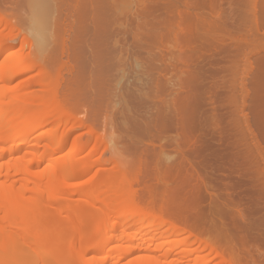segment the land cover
Returning <instances> with one entry per match:
<instances>
[{"label": "bare ground", "instance_id": "1", "mask_svg": "<svg viewBox=\"0 0 264 264\" xmlns=\"http://www.w3.org/2000/svg\"><path fill=\"white\" fill-rule=\"evenodd\" d=\"M149 1L67 0L65 19L71 28L84 32L86 44L94 55L104 36L105 40L110 38V42L116 43L113 46L120 44L119 36L123 31L133 32L130 23L137 26L133 35L139 33L138 27L140 33L149 28L147 32L152 31L148 35L149 39L152 38L156 43V40L164 37L163 41L167 39L168 47L171 46L174 51L180 40L181 48L178 46L180 50L177 48L175 51H180L179 54L172 52V55L169 52L171 55L167 54L165 58L170 56L168 59H171V63L168 65L181 61L178 65L181 69L175 70L177 75L178 71L183 75L179 73L182 76L180 83L179 80L175 82L179 76L174 77V73L173 78L168 76L169 80H166L167 71L171 72L170 66L174 65H169V70L165 69L166 73L163 71L165 83H169L167 87H172V91L166 89L164 94L169 93L171 96L174 93L175 99L179 97L183 101L180 109L172 103L181 117L175 114L179 119L174 116L171 118L177 119V124L180 127L183 125L181 129L184 130L189 127L188 124L191 125V122L186 123V118L190 119L195 109L211 101L215 102L213 120L225 130V125L221 124L229 121L230 112L225 117L223 115L226 114L221 115L220 108L231 107L237 91H243L239 88L243 86L238 84L243 80L239 72L246 71L244 68L251 70L248 69V54H256L258 58L264 49V36L261 34L264 33V0H182V3L180 0H153L152 5L148 4ZM0 17L1 25L6 19H3L5 16ZM15 26L12 25L10 29L15 31L18 29L13 28ZM144 28L146 30L142 32ZM16 33L14 38L12 33V38L8 37L15 41L20 32L15 37ZM4 36V32H0V40ZM175 36L179 37V40L176 37L178 43L175 41L171 45L173 40L169 38ZM13 45L15 47V44L0 46V264H33L40 254L39 259L43 256L44 264H241L216 241L199 236L188 227L190 225L184 226V223L180 224L165 216L162 210L153 209L148 203L149 199L145 201L133 189L132 181L121 177L126 172L119 170V177L116 175L110 181L102 179L98 173L87 181L72 184L88 175L93 167L98 168L100 162L92 154L96 155L99 150L100 144L98 147L96 145L100 137L98 139L94 135L97 134L96 130H90L92 126H89L90 135L94 137L91 139L97 142L92 147L93 153L86 160L75 159L81 147L77 148L80 143L75 146L76 138H72V135L76 128L84 127L86 123L77 118L68 98L57 92V83L47 74L42 62L30 59L28 54L26 58V53L21 52V49L8 52V49L14 48ZM6 51V54H2ZM174 56H177V61ZM258 60L260 58L256 62ZM262 60L257 62L261 63L260 66H264ZM31 71H38V74H33L35 76L26 83H20L23 85L12 86L15 77ZM243 73L241 76H245ZM33 86L36 88L31 89ZM175 93H178L177 97ZM241 96H244L243 92ZM193 97H197V101L190 102ZM171 98H174L173 95ZM172 108L168 110L172 111ZM219 134L220 138L214 145H219L215 147H220V150L214 153L217 160H212L217 162L213 165L219 176H213V180L209 178L214 184L201 183L199 180L198 183L195 180L194 184L187 179L183 187L191 193V198L196 196L193 190L199 193V200L208 194L205 191L215 187L228 189L230 195L235 193L240 201L242 198L248 199V194L240 192L247 189L250 180H245L246 176L239 180L234 178L236 175L230 178L232 168L229 161L226 164L219 160L221 148L223 150V147L228 146L224 142L228 136L220 131ZM70 140L74 142L71 146ZM68 145L69 151L66 150ZM215 147L211 151H215ZM13 175L14 179L11 178ZM17 175L21 178L17 179ZM205 186L211 187L206 190L208 188L205 189ZM196 187L201 191L198 192ZM74 194L88 198L86 203L97 208L95 211L98 212L94 213L86 204L72 202L71 196ZM198 199L197 203L201 205L199 202L202 200ZM194 200L191 199L192 202ZM201 209L198 208V211ZM52 211H68L69 214L65 218L55 217ZM58 215H62L61 212ZM112 219L113 223L107 225ZM114 231L119 233L113 234ZM111 239H114L113 243H110Z\"/></svg>", "mask_w": 264, "mask_h": 264}, {"label": "rangeland", "instance_id": "2", "mask_svg": "<svg viewBox=\"0 0 264 264\" xmlns=\"http://www.w3.org/2000/svg\"><path fill=\"white\" fill-rule=\"evenodd\" d=\"M66 1L61 0L58 3L57 0H0V16H5L3 19H6L0 25V32H4L6 35L0 40V46L15 44V47L13 45L14 48L8 49V52L21 49V52L26 53H24L26 58L30 55V59L40 60L47 69V74L49 73L52 80L57 83V92L68 98L69 104L75 108L74 112L77 118L83 119L86 125L89 124L76 128L72 135V138H76L75 146L80 143L77 148L81 147L79 150L81 152L75 158L77 161H83L84 158L86 160V157L93 153L92 147L97 143H94L96 140H92L94 137H91L92 134L90 135L89 131L96 130L97 134L94 135H97L98 139L100 137V142L96 145L98 147L100 144L97 148L99 150L96 155L92 154L100 162L98 168L93 167L92 170H89L90 173H87L88 175L73 181L72 184L87 181L98 173L102 179L110 181L116 175L119 177V170L126 172L125 176L121 177L131 180L133 189L145 201L149 199L148 203L153 209L162 210L163 214L166 213L165 216L171 217L170 219L180 222V224L184 223L182 224L184 226L185 224L190 225L188 227L199 236L216 241L227 254L238 259L241 264H264V66L257 63L264 60V49L261 50L262 57L259 55L257 58L256 54L249 53L251 56L248 54V58H250L248 69L251 68V70H247L244 66L243 68L247 72L244 70V73L242 70L241 72L245 76H241L242 73L239 72L243 80L238 84L243 87H238L243 91L240 93L237 91L238 95L236 93V99L234 97L235 100L231 107L220 108L221 115L230 112V115H223L225 117L229 115V121L221 124L225 125L223 127L226 128L225 130L213 120L214 110L212 111V109H214L215 102L211 101L206 102L203 107L195 109L193 117L186 118V123L191 122L192 126L188 124L189 127L182 130L183 125L180 127L177 124L179 121L177 122V119L171 117L178 118L176 117L177 109H180L183 101L177 97L178 93H175L178 99H175L174 93L170 92L174 98H171L172 95L170 96L168 92V94H164L166 89L172 91L171 85L169 88L167 87L169 83H165V69L169 70L168 66L174 65V63L167 64L171 63V59H168L170 56L165 58L167 54L174 55L178 46L181 48L179 37H168L173 40V42L169 40L171 45L176 43V37L179 40L178 46L173 44L176 46L174 51V48L168 47L167 39L165 42L163 41L164 37L162 38V36V39L157 38L158 41L153 38L156 43L152 41V38L149 39L148 35L152 32H147L149 28L142 29V32L143 30L146 32L140 33L141 30L138 27L140 31L137 30L141 36L139 33L133 35L137 26L130 23L128 26L133 32L122 29L128 33L123 31L121 33L123 36L120 34V44L118 43L115 47L113 45L116 43H113L112 40L110 42L108 37H106L108 40H105L104 36L102 42L100 41V48L94 55L86 44L84 32L81 33L79 29L78 31L76 28H71L70 23L65 19ZM152 1H149L148 4L152 5L154 3ZM180 2L182 3V0ZM10 24L13 26L16 24L13 28L18 27L19 30L15 31L20 32L19 36V32L16 33L10 29V27L12 28ZM81 29L84 30L83 27ZM10 33L13 34V38L14 33L17 34L15 37L19 38H15V41L10 39L12 38ZM131 33L132 35H130ZM261 34L264 36V33ZM166 47L171 51H168ZM179 48L178 50H180ZM179 52L175 53L178 55ZM6 53L7 51L2 54ZM115 53H117L116 56ZM174 57L176 60L177 56ZM259 58L260 60L256 62V59ZM151 62L152 65L156 64L152 66ZM180 63L181 61L176 62L175 67L170 66L171 72L167 71L168 79L166 80H169L170 76L173 78L174 74V77L182 75L181 71H178V75L175 73V70L180 68L178 66ZM245 72L247 75L249 74L248 77ZM36 73L38 74V71H31L17 76L18 78L15 77L12 86L16 87L20 83H26ZM182 76L180 79L179 77L175 79V82L179 80L178 83H180ZM152 81L155 82L152 83ZM33 87L31 89L36 88ZM242 92L244 96H241ZM193 98L190 99V102L197 101V97ZM172 103L178 108L176 109ZM171 108L172 111H170ZM178 115L180 116V113ZM89 126L93 128L90 129ZM219 131L228 136L224 141L228 143V146L223 147L227 155L221 148L222 154L219 160L230 164L232 168L230 169L232 173L229 172L230 178L236 175L234 178L237 180L245 176V180H250L251 183L247 189L240 192V194H248V199L242 198L240 201L233 190L231 191L234 194L231 193V196L226 188V190H220L223 187L210 189L211 186L207 187V185L205 189L207 187L206 190L210 189V192L205 191L208 192L207 195L205 194L206 196L201 194L203 198L200 199L201 203L199 202L201 205H198L199 193L197 194L193 190L196 196L192 195L197 197L195 202V198L193 196L191 198V193L183 187V183L188 179L193 183L195 180L198 183L199 180L209 184L214 177L216 178L214 163L217 162L213 161L217 160L215 154L218 153L220 147L217 149L216 147L219 145H214V142L220 138ZM72 140L74 141V139ZM72 140L69 142L70 146L74 144ZM212 140L214 141L212 142ZM69 145L66 150L70 148ZM212 147H215L213 148L215 151H211ZM201 149H204L205 152H199ZM94 158L92 159L97 161ZM210 177H213L212 180ZM11 178L14 179L15 175ZM16 178L20 179L21 176L17 175ZM192 181L190 182L192 183ZM211 183V185L214 184ZM189 187L195 188L193 185H189ZM186 188L188 189V187ZM196 188L198 192L201 191L200 188ZM186 191L189 193H185ZM210 194H213L211 198ZM71 197L72 202L86 204L94 213L98 212L95 211L97 208L86 203L88 198L79 194H74ZM191 199L194 201L192 202ZM231 202L233 204L235 202L234 205H237L234 206ZM191 203L197 204L199 209L202 206L204 211L202 209L198 211L195 204L191 205ZM52 212L53 216L61 218H65L69 214L68 211ZM60 212L62 215H58ZM113 221L114 219L107 225L110 226ZM118 231H114L113 234L119 233ZM111 241L110 243H113L114 239ZM48 255L51 254L48 253ZM42 258L39 260L36 258L35 262L32 260L33 264L36 262L44 264Z\"/></svg>", "mask_w": 264, "mask_h": 264}]
</instances>
